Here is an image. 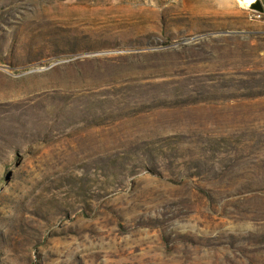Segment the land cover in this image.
<instances>
[{
  "label": "rangeland",
  "instance_id": "rangeland-1",
  "mask_svg": "<svg viewBox=\"0 0 264 264\" xmlns=\"http://www.w3.org/2000/svg\"><path fill=\"white\" fill-rule=\"evenodd\" d=\"M263 165L253 4L0 0V264H264Z\"/></svg>",
  "mask_w": 264,
  "mask_h": 264
},
{
  "label": "trees",
  "instance_id": "trees-1",
  "mask_svg": "<svg viewBox=\"0 0 264 264\" xmlns=\"http://www.w3.org/2000/svg\"><path fill=\"white\" fill-rule=\"evenodd\" d=\"M204 90H205V88L202 87L199 90L194 89L193 91L194 92L198 91L197 93H201ZM198 96H200V95H198ZM194 100L195 101H192V104L196 105V104H198V102H199L198 100H200V99H194ZM200 102H202V101H200ZM253 159H256V158H253ZM262 169H264V165H263ZM245 181H246L245 178L236 179L237 184H240V183L243 184ZM262 182L263 183L260 187H257L254 189H246V190L243 189V191H238L237 193L231 194V196H229V197L238 199V201L242 204H251V206L253 204V201L256 199H259L262 203V202H264V178H262ZM262 251H264V248H258V249H255L254 251L250 252V253L252 254L251 256H253V255L255 256L256 254H258Z\"/></svg>",
  "mask_w": 264,
  "mask_h": 264
},
{
  "label": "water",
  "instance_id": "water-1",
  "mask_svg": "<svg viewBox=\"0 0 264 264\" xmlns=\"http://www.w3.org/2000/svg\"><path fill=\"white\" fill-rule=\"evenodd\" d=\"M253 8H254V9H257V10H259V11H261V12L264 11L263 5H262V3H261L260 0H257V1L253 4Z\"/></svg>",
  "mask_w": 264,
  "mask_h": 264
},
{
  "label": "bare ground",
  "instance_id": "bare-ground-1",
  "mask_svg": "<svg viewBox=\"0 0 264 264\" xmlns=\"http://www.w3.org/2000/svg\"><path fill=\"white\" fill-rule=\"evenodd\" d=\"M257 0H244V2H247L248 4H254Z\"/></svg>",
  "mask_w": 264,
  "mask_h": 264
}]
</instances>
